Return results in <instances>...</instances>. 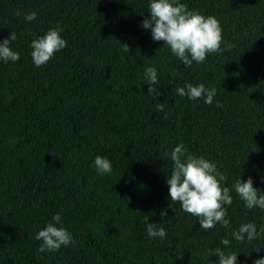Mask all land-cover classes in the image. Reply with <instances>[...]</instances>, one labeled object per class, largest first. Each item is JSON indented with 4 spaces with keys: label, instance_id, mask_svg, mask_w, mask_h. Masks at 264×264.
I'll return each mask as SVG.
<instances>
[{
    "label": "trees",
    "instance_id": "trees-1",
    "mask_svg": "<svg viewBox=\"0 0 264 264\" xmlns=\"http://www.w3.org/2000/svg\"><path fill=\"white\" fill-rule=\"evenodd\" d=\"M180 2L216 17L230 47L185 67L141 28L147 0H0V38L15 32L10 45L20 53L0 62V264L215 260L207 250L224 248L227 231L200 229L168 198L166 153L177 143L215 161L223 186L240 174L264 191V0ZM30 11L37 17L26 22ZM57 25L66 46L34 65L30 41ZM148 65L157 68L159 96H148L142 81ZM185 82L215 87L213 103L179 96L175 88ZM77 108L89 114L75 132ZM96 155L111 161V173L96 174ZM232 195L225 206L232 227L264 223V211ZM56 212L73 242L62 254L40 252L34 234ZM148 222L163 226L165 238L147 237ZM257 243L264 236L232 240L228 250L238 252L237 264H252L264 255Z\"/></svg>",
    "mask_w": 264,
    "mask_h": 264
},
{
    "label": "clouds",
    "instance_id": "clouds-1",
    "mask_svg": "<svg viewBox=\"0 0 264 264\" xmlns=\"http://www.w3.org/2000/svg\"><path fill=\"white\" fill-rule=\"evenodd\" d=\"M146 12L148 15L140 21L142 29L148 30L153 41H163V46L180 60L185 67H190L193 62L197 64L205 61L206 56L219 53L230 47L223 41L222 30L219 21L212 15H203L198 11L189 10L180 0H147ZM20 15L19 12L15 13ZM36 11L26 12L23 19L26 22L34 21ZM59 25L48 28L42 35L36 36L30 41L29 55L34 65L41 66L46 63L55 52L66 46V40L60 33ZM16 33L0 38V62H15L20 58V53L15 50L10 41L15 42ZM223 43V48L221 47ZM128 50L127 45H124ZM142 81L147 85L148 96H159L157 68L152 65L145 66L141 74ZM216 88L207 86L205 83L192 84L185 82L183 86H177L175 92L189 100L202 99L205 104H212L216 96ZM220 106V101H216ZM157 110L163 109L162 103H157ZM171 160L170 171L166 176L165 183L168 186V198L171 202H178L180 209L191 214L199 223V228L208 230L217 224L222 226L227 235L222 237L221 247L209 248L208 256L215 255V260H209V264H237L235 250H228L231 241L252 242L264 236V223L257 224L248 220L238 227H232L227 218L226 205L233 202L234 192L236 197L243 202L246 209H259L264 211V191L253 186L251 176L241 180L240 174L232 182L231 186H223L225 179L218 169L215 161L205 158L203 155L188 153L183 143H177L169 153ZM91 167L97 175L112 172L111 161L101 155H96L92 160ZM167 210L162 209L161 217L166 215ZM230 230V231H229ZM146 233L149 238L159 237L164 239L166 230L159 223H147ZM229 237L231 239H229ZM40 241L38 251H55L62 245L68 246L73 242L72 233L63 226L60 212L53 214L45 222V226L37 230L33 237ZM253 248L258 253L260 247ZM252 264H264V255L252 260Z\"/></svg>",
    "mask_w": 264,
    "mask_h": 264
},
{
    "label": "rangeland",
    "instance_id": "rangeland-1",
    "mask_svg": "<svg viewBox=\"0 0 264 264\" xmlns=\"http://www.w3.org/2000/svg\"><path fill=\"white\" fill-rule=\"evenodd\" d=\"M88 114L89 111H85L82 108H77L70 114V118L74 123L75 132H78V130L85 124ZM57 253L62 254V248H59Z\"/></svg>",
    "mask_w": 264,
    "mask_h": 264
}]
</instances>
